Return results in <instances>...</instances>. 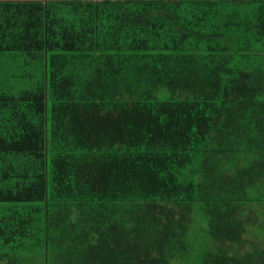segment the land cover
<instances>
[{
    "label": "trees",
    "instance_id": "obj_1",
    "mask_svg": "<svg viewBox=\"0 0 264 264\" xmlns=\"http://www.w3.org/2000/svg\"><path fill=\"white\" fill-rule=\"evenodd\" d=\"M0 264H264V0H0Z\"/></svg>",
    "mask_w": 264,
    "mask_h": 264
}]
</instances>
